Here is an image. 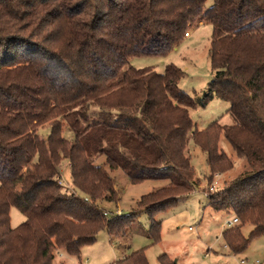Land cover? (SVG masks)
I'll list each match as a JSON object with an SVG mask.
<instances>
[{"label": "trees", "instance_id": "obj_1", "mask_svg": "<svg viewBox=\"0 0 264 264\" xmlns=\"http://www.w3.org/2000/svg\"><path fill=\"white\" fill-rule=\"evenodd\" d=\"M206 2L0 0V264L80 257L102 231L112 241L127 238L142 213L148 238L159 243L156 218L175 206L168 197L198 188L191 141L207 156L210 182L235 168L222 138L242 161V173L208 196L213 210L240 221L223 231L224 245L238 256L264 237V0ZM204 22L212 26L214 75L198 101L179 87L186 74L176 65L158 73L130 64L167 56ZM215 97L229 103L234 124L195 129L190 109ZM64 160L73 190L60 183ZM107 168L132 184L168 183L144 195L139 211L106 213L102 203L120 202ZM12 207L26 217L15 228ZM159 261L177 264L167 254ZM114 264L150 263L140 249Z\"/></svg>", "mask_w": 264, "mask_h": 264}, {"label": "rangeland", "instance_id": "obj_2", "mask_svg": "<svg viewBox=\"0 0 264 264\" xmlns=\"http://www.w3.org/2000/svg\"><path fill=\"white\" fill-rule=\"evenodd\" d=\"M206 7L213 5V0H207ZM212 40V26L207 23L197 24L189 31L186 37L167 56H146L134 58L130 64L137 69L153 68L158 73H164L170 64L176 65L185 72V77L180 81L179 87L188 93L195 101L204 96L209 83L213 79V69L210 62V48ZM229 103L215 97L206 107L198 105L190 109V116L195 124V129L205 130L209 124L220 120L223 125H232L234 120L228 114ZM50 126L46 125L39 130L42 139L47 140L50 135ZM64 137L72 140L74 135L68 128L64 129ZM221 148L235 162V168L226 175L215 176L210 182L208 179L209 167L207 156L191 141L189 152L192 165L195 168L196 179L199 180L198 188L189 194L172 195L175 206L158 214L156 220L162 223L161 241L154 244L147 236L150 228L149 216L142 213L135 226L130 230L127 238L112 239L106 231H102L96 243L84 246L80 257L59 253L54 264H114L118 259L131 254L133 251L145 249L150 264H160L159 257L167 254L177 264H264V237L252 241L248 250L240 255H233L224 245L222 233L227 221L234 218L231 210L215 211L209 206L208 194L211 186L216 185L218 191L223 189L226 182L236 179L243 171L242 161L237 158L227 141L222 138ZM105 158L101 157L98 165H104ZM108 169V168H107ZM108 171L116 180V190L120 202L102 203L106 213L127 214L131 211L141 210L139 201L151 192L157 191L167 185L164 180H149L132 184L121 170ZM31 170L28 171V174ZM62 185L73 190L70 164L68 160L62 163ZM11 226L13 228L26 221V217L16 208L10 211ZM192 228L194 231L190 232ZM253 227H244V235L249 236ZM229 252V256L228 255Z\"/></svg>", "mask_w": 264, "mask_h": 264}, {"label": "built area", "instance_id": "obj_3", "mask_svg": "<svg viewBox=\"0 0 264 264\" xmlns=\"http://www.w3.org/2000/svg\"><path fill=\"white\" fill-rule=\"evenodd\" d=\"M186 37H189V34H187ZM217 177H219V175H218ZM60 183L63 184L62 181H61ZM216 185H218L217 182H216ZM216 185H212V186H211L210 189H211V192H212V193L218 191ZM208 196H209V194H208ZM106 215H107V214H106ZM239 223H240L239 219L234 217L232 220H229V221L226 222L224 228H232V227L238 225ZM189 230H190V231H194L192 228H190ZM225 247L227 248V246H225ZM227 249H228V248H227ZM245 263H246V260L243 259V260L241 261V264H245ZM257 263H259V262H257Z\"/></svg>", "mask_w": 264, "mask_h": 264}, {"label": "crops", "instance_id": "obj_4", "mask_svg": "<svg viewBox=\"0 0 264 264\" xmlns=\"http://www.w3.org/2000/svg\"><path fill=\"white\" fill-rule=\"evenodd\" d=\"M244 229V228H243ZM190 231V230H189ZM190 232H193V231H190ZM244 232V231H243ZM60 253H63V254H66V253H64V252H60ZM228 255H229V252H228ZM58 256V255H57ZM67 256H68V254H67ZM230 256V255H229ZM238 256H240V255H238ZM125 257V256H124ZM231 257V256H230ZM121 259H123V257L121 258ZM121 259H118L117 261H119V260H121ZM247 260V259H246ZM116 261V262H117ZM257 262H259V261H257ZM256 262V263H257ZM260 263V262H259ZM259 263H257V264H259ZM60 264H65V262H61ZM246 264V263H245Z\"/></svg>", "mask_w": 264, "mask_h": 264}]
</instances>
